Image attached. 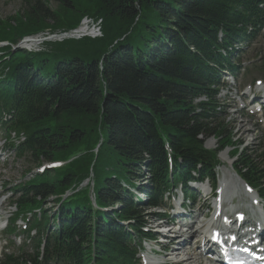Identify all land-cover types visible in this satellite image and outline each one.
<instances>
[{"label":"trees","instance_id":"1","mask_svg":"<svg viewBox=\"0 0 264 264\" xmlns=\"http://www.w3.org/2000/svg\"><path fill=\"white\" fill-rule=\"evenodd\" d=\"M18 1L19 9L0 20V41L71 29L83 16L101 19L103 35L45 42L39 52L3 49L0 103L15 108L9 127L26 135L18 159L33 165L68 160L38 177L17 203L40 205L89 178L99 207L121 208L112 214L94 209L89 186L75 191L60 208L59 229L47 240L43 262L130 264V234L115 219L133 220L136 230L143 211L122 184H133L145 159L154 179L160 176L165 143L174 158L190 162L213 159L198 135L230 142L223 122L196 114L191 101L208 85L216 28L224 25L230 38L240 0ZM252 157L242 155L240 164L255 184L261 171L259 156ZM36 258L8 256L1 264H38Z\"/></svg>","mask_w":264,"mask_h":264},{"label":"rangeland","instance_id":"2","mask_svg":"<svg viewBox=\"0 0 264 264\" xmlns=\"http://www.w3.org/2000/svg\"><path fill=\"white\" fill-rule=\"evenodd\" d=\"M19 5L20 4H19L18 0H0V20H5L7 17L12 16L19 9V7H20ZM84 17L85 16H83L80 19L79 23L81 22V20H83ZM97 20H98L97 22L100 24V32L101 33L99 36L101 37L103 35V33H102V21L99 18ZM79 23L77 25H79ZM63 31L64 30H60L59 32H63ZM39 43L40 42H38L37 44H39ZM37 44H34V45L36 46ZM41 45H44V44L40 43L39 45H37V47L40 49ZM247 121L248 120H244L241 117L239 118L236 115H232L228 119H225L224 121H222L223 123H221V124H224L226 126V128L231 132V134L229 136L230 137L229 145L233 147L232 150H234L235 146L238 145L237 142L241 141V140L244 143L243 145H246V142L252 144V145H249L251 148H253L252 147V146H254L253 144L256 143L255 139L253 138V132L251 130H249V129H253V126L250 125L249 121L248 122ZM218 123H220V121H218ZM214 139L218 140L217 138H210L209 139L210 142L214 141V144L212 147L216 146V144H215L216 140H214ZM245 139H247L246 142H245ZM259 152H258V155H259ZM239 155H240V153H239ZM239 155L237 154V156H239ZM4 158L6 159L5 162L0 161V186H2L7 180H18L20 177H24V175H26L25 176L26 179H29L30 176H32L34 174V172H36L34 170L35 165H33L30 162L27 163L23 159H16L14 157L13 152H9V154L7 156H5ZM253 162H254V160H253ZM144 168H146V167H143V169ZM83 185H85V183H83ZM45 205L47 206V204H45ZM113 207H115V206H113ZM10 208L14 209L13 207H10ZM4 237H5L4 235H1V238H0L1 244L4 243ZM13 244L15 245V243H13ZM12 248L13 247H10L9 250H11Z\"/></svg>","mask_w":264,"mask_h":264},{"label":"built area","instance_id":"3","mask_svg":"<svg viewBox=\"0 0 264 264\" xmlns=\"http://www.w3.org/2000/svg\"><path fill=\"white\" fill-rule=\"evenodd\" d=\"M87 22H88V20H87ZM99 29H100V27H99L98 23L93 24L92 27H91L92 35L93 36L99 35L100 34Z\"/></svg>","mask_w":264,"mask_h":264},{"label":"bare ground","instance_id":"4","mask_svg":"<svg viewBox=\"0 0 264 264\" xmlns=\"http://www.w3.org/2000/svg\"><path fill=\"white\" fill-rule=\"evenodd\" d=\"M82 31H84V30H82Z\"/></svg>","mask_w":264,"mask_h":264},{"label":"snow or ice","instance_id":"5","mask_svg":"<svg viewBox=\"0 0 264 264\" xmlns=\"http://www.w3.org/2000/svg\"><path fill=\"white\" fill-rule=\"evenodd\" d=\"M242 218V217H241ZM215 238V237H214Z\"/></svg>","mask_w":264,"mask_h":264}]
</instances>
